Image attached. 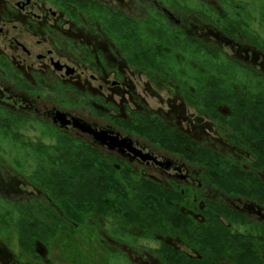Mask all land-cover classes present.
<instances>
[{"label": "flooded vegetation", "instance_id": "obj_1", "mask_svg": "<svg viewBox=\"0 0 264 264\" xmlns=\"http://www.w3.org/2000/svg\"><path fill=\"white\" fill-rule=\"evenodd\" d=\"M235 1L234 8L224 0H0V143L20 151H0V206L10 209L0 221V264H51L52 248L77 255L72 264H118L115 256L127 254L136 258L128 264H163L155 251L165 246L195 264H236L231 250H245L210 243L221 233L253 243L246 259L264 262V185L253 178L264 182V167L249 164L251 129L239 134L203 113L191 85L200 48L220 47L230 81L263 89L264 50L247 30L264 40V0ZM11 124L15 137L7 135ZM155 124L170 135H156ZM30 143L50 146L55 160L70 147L98 158L97 186L107 194L96 202L101 213L84 225L63 215L60 186L41 181L45 160ZM240 169L252 182L231 176ZM132 181L140 182L136 194L163 192L185 222L179 232L147 236V225L114 213L125 201L132 211ZM41 221L53 225L49 240L41 239ZM25 222L35 225L33 245ZM147 241L155 245L140 244Z\"/></svg>", "mask_w": 264, "mask_h": 264}, {"label": "trees", "instance_id": "obj_2", "mask_svg": "<svg viewBox=\"0 0 264 264\" xmlns=\"http://www.w3.org/2000/svg\"><path fill=\"white\" fill-rule=\"evenodd\" d=\"M228 3L229 6H235V0H224ZM241 7L239 4L238 8ZM235 8V7H234ZM264 19V13H263ZM248 35L257 43L258 48L264 50V40H262L255 30H247ZM193 46L190 47V52L187 51V54L194 55ZM189 49V48H188ZM201 51V66L199 77L197 78V83L194 84L191 81V85L197 87L196 93L199 96L198 102L201 106V111L205 114L211 115L218 119H223L233 125V128L237 133L241 134L242 129L246 130L249 127L251 130L246 131L248 134L247 146L251 153L254 156V160L251 159L249 164L254 167H264V82L263 89L261 90H244L245 84H237L234 81H230L227 76L229 75V66L226 64L228 59H224L222 56V50L220 47H217L216 51H210L208 48H200ZM214 58H215V67L214 68ZM213 70L216 71V78H212L210 74ZM249 86V85H248ZM235 87H238L242 90H235ZM255 87V86H254ZM189 91V90H188ZM190 92V91H189ZM263 105L262 107H260ZM227 107L231 113H223L218 108ZM148 117L142 116V124L145 125ZM149 119V118H148ZM232 120L233 122H231ZM257 122H260L261 126L258 128L256 126ZM238 125V126H237ZM154 130L158 131V134H168L170 131L165 133L161 129L157 130V124ZM140 128L145 131L146 127L140 125ZM7 135L17 136L15 132V127L11 124L7 130ZM13 145H18L19 141L16 139L12 140ZM61 144V143H59ZM58 144V145H59ZM33 150H39L42 153V157L45 160L44 172L41 174V181L44 183L53 182L55 187H58L62 192L59 193L57 190L55 193L56 198L60 201L61 206L59 207L62 214L66 217L72 219L75 224L84 225L89 218L97 213H101L103 208L100 205H97L96 202H99L103 198L107 197V194L102 189H99L97 184L102 181L99 179V159L94 157L92 154L82 155L80 147H70L68 150L67 157L63 156L55 160V156L49 154L48 151L51 150L50 146L41 143L40 146L30 143ZM46 152V153H45ZM61 155V154H60ZM88 156V158H85ZM68 161L67 164L60 168L57 167V162ZM63 163V162H62ZM224 162H221L217 166H222ZM230 164V163H229ZM43 165V164H42ZM237 168H242L238 164H233ZM58 168V169H56ZM245 171L241 169L237 173H233L231 176H241L245 177L248 181L252 182L250 174H245ZM255 182L259 185H264V182L256 179ZM88 183L89 187L82 188L84 183ZM235 182V181H234ZM94 184V187L93 185ZM140 182L132 181V211L129 212L131 206L130 202H123L120 205L116 206V211L114 213H119L123 216H126L128 219L132 218V222L137 220V224L147 227H143L142 234L147 236H152L155 232H161V230H177L180 225L183 226L185 222L181 219V214L176 211L172 206L168 207L165 203V197L163 192H151L149 191L148 195L144 193L136 194L137 186ZM124 187V186H122ZM124 189V188H123ZM65 193H64V192ZM142 192V190H139ZM127 193V192H126ZM62 194V196H60ZM120 195L123 194L122 191L119 192ZM136 194V196H135ZM83 201L82 203H78ZM86 202V203H85ZM9 211L10 209L0 206V221L4 218V211ZM41 217L44 218L45 215H49V209L45 206H40ZM129 215V216H127ZM132 215V217H131ZM56 217H58L56 215ZM28 226L27 229H23V233L30 230L32 231L31 237H29L30 244L34 242V233L33 227L35 226L33 222H25ZM30 226V227H29ZM52 224L41 221L39 230L41 232L42 240H49L52 236ZM35 228V227H34ZM179 232V229L178 231ZM211 245H214L217 248H233L235 247L237 251L245 250L241 255H235L233 249L231 250V256L234 259L236 264H264L263 260H258L256 258L246 259V255L255 249L253 243L246 244L245 239L231 240L227 237V234H215L210 236ZM208 240V239H206ZM25 246L28 247L27 242L24 240ZM233 245V247H232ZM163 247V246H162ZM163 264H195L194 260L179 251H176L170 246H165L159 251H155Z\"/></svg>", "mask_w": 264, "mask_h": 264}, {"label": "rangeland", "instance_id": "obj_3", "mask_svg": "<svg viewBox=\"0 0 264 264\" xmlns=\"http://www.w3.org/2000/svg\"><path fill=\"white\" fill-rule=\"evenodd\" d=\"M1 148L3 150H10V151L20 152L18 150V148H14L13 149L12 146L9 143H0V151H1ZM11 237H12V248H13V251L16 252V253H18V249H17V247H15V243L17 242L16 241L17 240V234H16V232H13V234L11 235ZM59 241L62 242L61 239H59ZM140 244H148L149 246H152V247L155 245L151 241H149V242L148 241L147 242H140ZM102 253H103V251H102ZM103 254H106V253H103ZM103 256L105 257L106 255H103ZM66 257L67 256L62 251H60L58 248H52V250H51V252L49 254V259L48 260H49V262L51 264H72L69 261L71 259L75 260V259L78 258L77 255L76 256L75 255L70 256V258H66ZM71 257H73V258H71ZM115 258H116V261H117L116 263H118V264H128V259L130 261L136 260V258H134L132 254H127V259L123 255L115 256Z\"/></svg>", "mask_w": 264, "mask_h": 264}]
</instances>
